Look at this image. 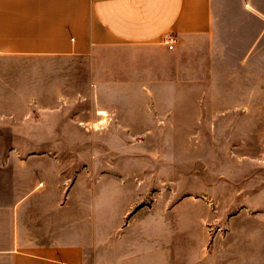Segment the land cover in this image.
Returning a JSON list of instances; mask_svg holds the SVG:
<instances>
[{"label":"rangeland","instance_id":"1","mask_svg":"<svg viewBox=\"0 0 264 264\" xmlns=\"http://www.w3.org/2000/svg\"><path fill=\"white\" fill-rule=\"evenodd\" d=\"M242 50L230 43L197 78L173 54L163 70L136 49L0 54V165L27 161L108 229L169 213L189 247L264 264V50L250 62Z\"/></svg>","mask_w":264,"mask_h":264},{"label":"crops","instance_id":"2","mask_svg":"<svg viewBox=\"0 0 264 264\" xmlns=\"http://www.w3.org/2000/svg\"><path fill=\"white\" fill-rule=\"evenodd\" d=\"M168 33L177 52L164 44ZM230 43L249 62L264 50V0H0L1 55L136 49L163 70L173 54L179 75L197 78L208 60L214 71L219 55L229 57ZM257 58L263 63L264 53ZM34 173L27 161L0 165V264H230L229 252L189 247L169 213L159 214L162 226L108 229L106 213L76 212L73 196L60 202L48 176Z\"/></svg>","mask_w":264,"mask_h":264},{"label":"built area","instance_id":"3","mask_svg":"<svg viewBox=\"0 0 264 264\" xmlns=\"http://www.w3.org/2000/svg\"><path fill=\"white\" fill-rule=\"evenodd\" d=\"M176 42V39L174 38V36L170 33L165 35V43L166 44H174Z\"/></svg>","mask_w":264,"mask_h":264},{"label":"bare ground","instance_id":"4","mask_svg":"<svg viewBox=\"0 0 264 264\" xmlns=\"http://www.w3.org/2000/svg\"><path fill=\"white\" fill-rule=\"evenodd\" d=\"M102 114H104L105 115V113L104 112H102ZM102 122V121H101Z\"/></svg>","mask_w":264,"mask_h":264}]
</instances>
